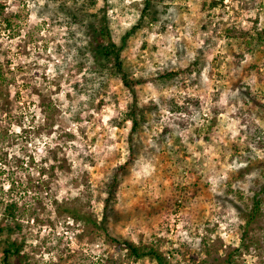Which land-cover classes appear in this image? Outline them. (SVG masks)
I'll list each match as a JSON object with an SVG mask.
<instances>
[{
    "label": "rangeland",
    "instance_id": "1",
    "mask_svg": "<svg viewBox=\"0 0 264 264\" xmlns=\"http://www.w3.org/2000/svg\"><path fill=\"white\" fill-rule=\"evenodd\" d=\"M0 6V226H19L0 238L17 234L24 257L12 264H156L129 257L124 241L166 264H264V195L246 225L264 183V0ZM82 12L104 15L116 46L129 33L124 69L144 82L107 232L65 213L100 222V181L129 158L130 93L95 60Z\"/></svg>",
    "mask_w": 264,
    "mask_h": 264
},
{
    "label": "trees",
    "instance_id": "2",
    "mask_svg": "<svg viewBox=\"0 0 264 264\" xmlns=\"http://www.w3.org/2000/svg\"><path fill=\"white\" fill-rule=\"evenodd\" d=\"M3 11L4 8L0 6V20L3 24H5L8 23V20L2 18ZM70 14L74 21L81 24L82 19L79 20L77 14L73 12H70ZM82 15H84V17L82 18H88L83 22V25L87 30H85V33L88 34V32H90L93 34L92 40L89 44L91 52L95 56V60L99 62V60L102 59V61L105 63H111L110 74L118 78L122 85L130 93L131 103L127 106V109L122 116V120L129 124V143L127 146L129 158L128 161H126L122 165L107 170L104 174V177L100 181L99 197L102 207V217L100 222L96 223L94 220L86 218L81 214V212L75 209L65 210V213H67L74 221H83L85 224H88L95 229H102L104 232H107L108 224L118 219V215L115 211L117 193L120 183L123 181V178L129 171L130 167H132L134 161L135 150L131 145L132 135L136 132L138 125H140L145 116V109L139 108L137 104V97L134 89L135 87L142 85L144 82L129 77L124 69L122 61V51L124 49L123 45L125 44L127 37L130 36L129 33L126 34V37L122 38L121 45L116 46L111 40L110 31L106 24V18L104 15L100 17L96 15H87L84 12H82ZM241 45H244V43H240V46ZM96 64L99 65L100 63ZM100 67L104 68L102 67V65ZM167 76L170 77L172 76V74H167ZM261 195H264V183L259 185L258 188H254L252 196L250 197L251 205L247 213V226L251 225V223L255 222L258 218L259 207L261 204ZM14 209V205L6 207L5 215L13 219ZM12 229L10 227L4 228L0 226V236L3 233H7L9 231L10 233L11 231H19V226L14 225ZM10 233L9 236L0 238V260H2L6 264H12L11 260L13 258H16L18 260L24 259V257L21 256L22 246L18 245V242L15 239L17 234ZM122 244L129 257L137 260L150 259L156 262V264H166L165 258L152 247H137L133 243H130L128 241H124L122 242Z\"/></svg>",
    "mask_w": 264,
    "mask_h": 264
}]
</instances>
